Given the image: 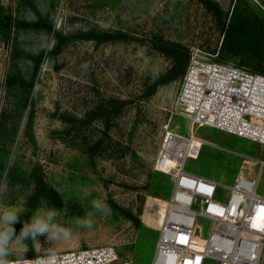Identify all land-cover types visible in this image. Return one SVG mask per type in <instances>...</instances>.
Returning <instances> with one entry per match:
<instances>
[{
	"label": "rangeland",
	"instance_id": "obj_1",
	"mask_svg": "<svg viewBox=\"0 0 264 264\" xmlns=\"http://www.w3.org/2000/svg\"><path fill=\"white\" fill-rule=\"evenodd\" d=\"M33 1L35 9L25 0H0V13L29 21L40 14L64 34L97 29L121 31L129 38L102 44L75 40L61 53L51 54L53 33L0 26V123L6 129L11 124L18 126L13 141L0 136V207L25 210L13 225L15 233L32 211L53 207L72 233L69 240L51 242L43 235L36 242L24 240L26 250L13 240L10 255L0 258V264L99 245H113L131 264H152L160 213L172 189L171 176L155 170L153 164L167 130L188 136L191 128V120L176 110L180 78L160 85L147 98L142 96L148 81L172 65L169 57L155 50L153 42L159 38L177 42L189 49L190 56L197 52L264 74L256 62L246 64L245 54L227 57L220 51L224 36L220 20L224 18L227 27L233 9L262 16L264 0H216L219 13L198 0ZM42 50L44 58L29 100L32 103L23 110L22 90L16 86L10 91L5 80L18 71L30 79L33 62L27 55ZM107 102L119 112L112 118L107 135H101L100 120L85 130L74 127L69 134L64 133L69 126L58 118L60 112L81 117ZM193 133L207 144L202 145L197 158L185 161L186 171L222 185L233 183L240 166L245 176L257 177L258 163L249 170L243 160H264V146L206 125L194 126ZM98 137L105 138L109 157L90 158L76 146L84 147L86 140ZM10 166L12 175H8ZM32 170L41 173L43 181L58 192L59 201L48 204L44 198H33L37 184ZM222 185H218L215 200L224 202L228 189ZM255 195L264 199V165ZM94 199L106 203L111 214L96 213L90 205ZM192 208L199 211V201ZM85 211L91 214V229L77 227ZM197 223L202 230L200 237L205 239L214 223L201 216ZM205 264L216 263L207 260Z\"/></svg>",
	"mask_w": 264,
	"mask_h": 264
},
{
	"label": "built area",
	"instance_id": "obj_2",
	"mask_svg": "<svg viewBox=\"0 0 264 264\" xmlns=\"http://www.w3.org/2000/svg\"><path fill=\"white\" fill-rule=\"evenodd\" d=\"M175 105L191 120V128L188 136L167 130L153 164L171 176L172 189L160 213L152 264H264V199L255 195L264 160L244 159L249 170L258 163L257 177L245 176L240 166L230 185L184 169L185 161L197 158L207 144L194 135V126L214 127L264 146V74L192 53ZM218 185L228 189L224 202L215 200ZM198 201L199 211L192 208ZM198 216L214 223L205 239L200 237ZM14 264L131 262L113 245H99L42 253Z\"/></svg>",
	"mask_w": 264,
	"mask_h": 264
},
{
	"label": "trees",
	"instance_id": "obj_3",
	"mask_svg": "<svg viewBox=\"0 0 264 264\" xmlns=\"http://www.w3.org/2000/svg\"><path fill=\"white\" fill-rule=\"evenodd\" d=\"M19 1V0H18ZM207 9L220 12L221 8L216 0H198ZM26 4L35 9L33 0H25ZM226 26L224 18L220 20V28L223 32V40L220 47L222 54L225 52L227 57H231L238 54H245L247 65L257 64V69L264 72V13L262 16L256 14L241 13L238 9H233L230 20ZM0 26L7 29L11 27L23 30L44 31L45 33H53L54 45L48 52L51 54H59L66 47V45L75 40H92L95 44H102L112 41L127 40L129 38L127 33L121 31H103L97 29H89L78 31L76 33L64 34L62 30L57 29L54 26L52 20L48 17L38 14L37 19L29 21L22 19L12 14L0 13ZM155 50L169 57L172 61L171 67L164 73L152 77L143 92V97H149L154 94L160 85L181 79L186 71L189 59V49L177 42H172L159 38L156 42H153ZM33 62L31 78L27 79L20 71L8 75L5 80V84L11 91L14 87H18L23 93V110L27 109V106L31 103L30 96L34 87V81L37 73L40 69V64L44 58V50L37 55H27ZM254 67V66H253ZM115 106L110 102L101 103L92 111L86 112L83 116L77 117L76 115L68 112H60L57 116L63 122L66 127L64 133L69 134L74 127H78L80 131L85 130L91 125L94 120H100L101 123V135H107V131L111 128L112 118L118 115L119 112L114 113ZM29 121L26 123V130L29 129ZM18 131L17 124H11L7 129L3 126V122L0 123V136L6 137L9 141H13V138ZM86 144L76 145L87 154L90 158L97 156H107L109 148L105 146V138L98 137L96 140H86ZM6 166H3V170ZM12 167L8 168V175H12ZM31 176L36 181V188L33 193V198H44L48 204H53L60 200L58 192L46 182L43 181L42 175L35 170H32ZM137 225H140V221L137 218H132ZM30 256H33V250H30Z\"/></svg>",
	"mask_w": 264,
	"mask_h": 264
},
{
	"label": "clouds",
	"instance_id": "obj_4",
	"mask_svg": "<svg viewBox=\"0 0 264 264\" xmlns=\"http://www.w3.org/2000/svg\"><path fill=\"white\" fill-rule=\"evenodd\" d=\"M90 205L98 214L105 216L111 214V209L106 203L94 199ZM24 211L23 207L12 210L0 207V258L10 255L8 249L13 240H18L20 244L25 245L24 250H26L27 245L22 241L31 239L36 242V238L41 235L51 242L71 238L72 233L67 231L59 220L61 213L55 207L32 211L30 219L23 222L19 232L15 233L13 225L18 221V214ZM90 215L85 211V214L77 220V227L91 229L93 224L92 220L88 218Z\"/></svg>",
	"mask_w": 264,
	"mask_h": 264
},
{
	"label": "bare ground",
	"instance_id": "obj_5",
	"mask_svg": "<svg viewBox=\"0 0 264 264\" xmlns=\"http://www.w3.org/2000/svg\"><path fill=\"white\" fill-rule=\"evenodd\" d=\"M195 244L196 246L201 247V244L199 242H196Z\"/></svg>",
	"mask_w": 264,
	"mask_h": 264
}]
</instances>
